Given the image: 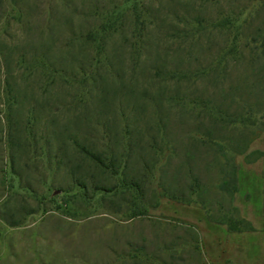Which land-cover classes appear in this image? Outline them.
<instances>
[{
  "label": "rangeland",
  "instance_id": "obj_1",
  "mask_svg": "<svg viewBox=\"0 0 264 264\" xmlns=\"http://www.w3.org/2000/svg\"><path fill=\"white\" fill-rule=\"evenodd\" d=\"M263 21L264 0H0V264H264ZM113 115L136 133L125 178L71 145L103 150Z\"/></svg>",
  "mask_w": 264,
  "mask_h": 264
},
{
  "label": "trees",
  "instance_id": "obj_2",
  "mask_svg": "<svg viewBox=\"0 0 264 264\" xmlns=\"http://www.w3.org/2000/svg\"><path fill=\"white\" fill-rule=\"evenodd\" d=\"M261 30H263V32L261 33H257L256 36L257 38L261 39L260 42V46L262 47L261 50V55L258 53H256L254 50H251V55L249 58V62L248 64L250 65L251 68V74H250V78L251 80L256 81V71L259 69L260 63H264V21L262 22V26L260 27ZM106 28H103L102 26L98 29L95 30H89L87 31L86 35L83 36V39L87 42H95L97 44V46H99L102 42V39L104 37V32H105ZM192 30V29H191ZM199 30V27H195L193 32ZM195 33V32H194ZM107 53V52H106ZM103 53V56H105V60L106 63L108 64L109 61V54ZM106 54V55H105ZM97 62H103L102 59L100 58V53L96 55ZM99 58V59H98ZM101 59V60H100ZM264 65V64H263ZM162 68L164 69V65ZM218 63H210L206 69H201V71H199V74H209L210 72H216V70H218ZM158 69L155 70V74H160V68L158 67ZM94 71L97 70V67L93 68ZM165 70V69H164ZM197 73L198 71H178L177 68H174V70H170L168 71L166 74H170L171 78H175V79H190V78H197ZM93 74V73H92ZM165 76V74L163 75V77ZM91 78V77H89ZM93 79V77L91 78ZM257 83L255 84V82L252 84V86H256ZM122 97L124 98L125 102L129 105L132 104L131 102V97L132 95H135V92L132 90H127V91H122L121 92ZM153 103V108H154V117L151 118V121H147L146 124H149L151 122V127H154L152 130L154 133L150 134L151 140L155 141V137L159 138V150L161 151L163 146L165 145V139L164 136L166 135V133L162 132V127H164L166 125V123L168 122V118L167 115L165 117V115L161 114L162 111V106L160 104V98L163 97L162 92H160L159 90L154 91V93L150 94ZM167 99H170L174 101V99H177L178 102V106H180L181 110L184 111H193L197 108V106H199V108H203V110L207 109L209 111V118L212 119V116L215 115H219L222 116L221 113V108L218 105H211V104H205L202 103V105L199 102H195L194 100H183V98L179 97V96H175V95H171V96H167ZM135 105V104H134ZM136 106V105H135ZM201 106V107H200ZM87 116H84V118L82 120H75L73 121L76 126H79V123L83 125H87V126H91L94 127L96 132H98L99 127L100 126V122L95 118L92 119V117L86 114ZM103 124H105L108 128L105 129L104 132V137L106 138V142L103 145L104 149L101 150L100 152L97 151V145L95 144L94 141L89 140V139H84L82 138L81 143L78 142V140L74 137L72 138L71 141V145L76 147L78 150H80V152L82 153V155L89 160L92 161H97L95 163L98 164H104L102 162V157L104 158H109L110 162L107 164V167L111 169L110 173L111 175H121L122 178H125L126 172H125V168L128 165V159L130 157V153L132 151V139L134 137V135L136 134L135 132H133V130H130V126H132L134 123H132L131 121H128V118L124 117L123 121L122 118L116 117L115 115L112 116V118H105L104 121H102ZM121 124V125H119ZM123 124V125H122ZM119 125V126H118ZM111 126H115V127H119L121 128L119 131L118 130H112ZM128 127L127 130H122L123 127ZM117 127V128H118ZM86 133L83 135L85 136ZM75 136V135H74ZM157 141L153 142V144H156ZM119 148H121V150H119ZM151 148H155L154 146H151ZM153 159L157 158V154L154 152L152 153L151 156ZM104 166V165H103ZM120 168H122L120 170ZM83 187V185H81ZM98 189H101V187H98ZM105 190L107 192L111 191V188H102V190Z\"/></svg>",
  "mask_w": 264,
  "mask_h": 264
}]
</instances>
